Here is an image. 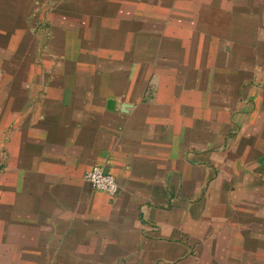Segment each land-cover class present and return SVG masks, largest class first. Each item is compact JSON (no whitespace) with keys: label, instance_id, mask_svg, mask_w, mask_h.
<instances>
[{"label":"crops","instance_id":"crops-1","mask_svg":"<svg viewBox=\"0 0 264 264\" xmlns=\"http://www.w3.org/2000/svg\"><path fill=\"white\" fill-rule=\"evenodd\" d=\"M47 1L0 0V264H264V0Z\"/></svg>","mask_w":264,"mask_h":264},{"label":"rangeland","instance_id":"rangeland-1","mask_svg":"<svg viewBox=\"0 0 264 264\" xmlns=\"http://www.w3.org/2000/svg\"><path fill=\"white\" fill-rule=\"evenodd\" d=\"M62 1L63 0H48L47 2H39V3H37L38 6H41V5L44 4L46 6V8H47V12H45L46 14H45L44 21H43L44 22V26L46 28H48L49 22H50L49 14L52 13V11H56L58 6H59V4H60V2H62ZM131 1L134 2V3H137V5H140V4H138L139 1H140L141 5L143 4L142 6L140 5V7L135 8L136 11H132V12H147V15L145 17V19L147 21L146 23L150 24L152 26L155 25V22H156V25L161 23V22L156 21L155 16L154 17L150 16L149 12H162V13H164V12H180L179 10H177L175 8L176 3L181 2L179 0H131ZM191 1H192L191 4H192L193 7L195 5H198L199 3L205 2L204 0H191ZM213 1L212 0L210 1L211 2V4L209 5L210 9L209 10H205L204 12H219L218 9H217V6L214 4ZM221 2H226V1L225 0H220V3ZM229 2H230L231 12H249V10L247 8H245V7H243V8L238 7V6H240V2L239 1L227 0V3H229ZM185 3L188 4V0H183L182 4H185ZM85 6L86 7H84V9H86V11H84V12H96V10L98 12H104V11L98 9L97 3L95 4V3L89 1V2L86 3ZM107 12H124V11L122 10V8H119V9H116V10H113V8H107ZM90 16H93V15L88 14V15L84 16V20H83L84 24H86L89 21ZM216 16H217V13H216ZM87 17H89V18H87ZM163 17H164V19L162 21V24L164 26L169 25L171 23L170 19H172V17L171 16H166V15H164ZM176 18H178V17H176ZM131 21L134 22V23L137 22L136 23L137 26H142L143 22H144L143 18L142 19H138V18L134 19V18H132V16H131ZM182 24L183 23H182V19H181L180 22L176 21L174 23H171L170 25H172V26H180ZM188 27L190 28V30H193L192 29L193 28L192 27V23ZM155 44H156L155 40L148 36V38H147V48L150 51H153L152 48L153 47L155 48V46H154ZM147 89H148V91H152L153 90V86H152L151 83H148Z\"/></svg>","mask_w":264,"mask_h":264},{"label":"built area","instance_id":"built-area-1","mask_svg":"<svg viewBox=\"0 0 264 264\" xmlns=\"http://www.w3.org/2000/svg\"><path fill=\"white\" fill-rule=\"evenodd\" d=\"M85 180L96 190L110 196H115L119 192V184L116 179L106 174V170L102 166H95L88 171L85 175Z\"/></svg>","mask_w":264,"mask_h":264},{"label":"water","instance_id":"water-1","mask_svg":"<svg viewBox=\"0 0 264 264\" xmlns=\"http://www.w3.org/2000/svg\"><path fill=\"white\" fill-rule=\"evenodd\" d=\"M106 174H108V171H106Z\"/></svg>","mask_w":264,"mask_h":264}]
</instances>
